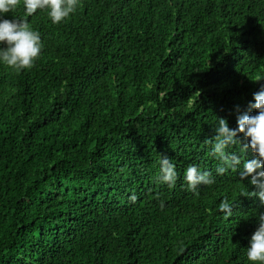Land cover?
Wrapping results in <instances>:
<instances>
[{"label":"trees","instance_id":"trees-1","mask_svg":"<svg viewBox=\"0 0 264 264\" xmlns=\"http://www.w3.org/2000/svg\"><path fill=\"white\" fill-rule=\"evenodd\" d=\"M5 15L43 48L29 69L0 64V264H251L264 204L238 169L216 173L209 140L218 118L255 113L264 0H80L60 24L19 0ZM192 164L214 182L190 189Z\"/></svg>","mask_w":264,"mask_h":264},{"label":"clouds","instance_id":"clouds-1","mask_svg":"<svg viewBox=\"0 0 264 264\" xmlns=\"http://www.w3.org/2000/svg\"><path fill=\"white\" fill-rule=\"evenodd\" d=\"M18 3L19 0H0V64L23 71L34 65L41 55L43 43L41 33L27 21L6 18L5 14L13 11ZM79 6L80 0H23L26 15L31 16L38 9L46 10L53 24L65 21ZM249 109L255 110V113L249 111L239 114L234 128L229 126L227 119L218 118L214 127L215 134L209 140L212 146L210 154L220 161L216 167L217 174L238 169L240 179L246 180L253 187L246 195L264 204V87L254 93V102H249ZM234 145L241 146L240 152L250 150L253 156L242 160L240 152L229 151ZM177 176L176 165L170 158L161 155L158 181L172 187ZM184 179L192 190H196L199 185L214 182L211 172L202 171L195 164L185 169ZM131 199L135 200L136 197L133 195ZM232 207L228 200L219 205L226 216H231ZM257 224L246 248V257L251 264H264V212L259 213Z\"/></svg>","mask_w":264,"mask_h":264}]
</instances>
